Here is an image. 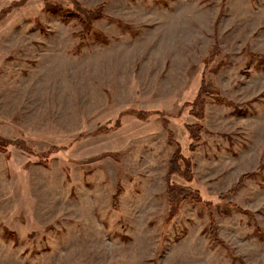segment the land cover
Instances as JSON below:
<instances>
[{"label":"rangeland","instance_id":"1","mask_svg":"<svg viewBox=\"0 0 264 264\" xmlns=\"http://www.w3.org/2000/svg\"><path fill=\"white\" fill-rule=\"evenodd\" d=\"M0 142V264H264V0H0Z\"/></svg>","mask_w":264,"mask_h":264},{"label":"trees","instance_id":"2","mask_svg":"<svg viewBox=\"0 0 264 264\" xmlns=\"http://www.w3.org/2000/svg\"><path fill=\"white\" fill-rule=\"evenodd\" d=\"M105 5L100 4L96 6L93 10L85 11L84 18L81 17V15L78 12H72L69 15L71 17L79 18V20L82 22L84 30L86 31H92V24L94 21L101 19L104 17V10ZM45 10L50 13H58L64 11V9L60 5H48V3L45 6ZM203 90L201 92L211 94L212 92H218V90L212 86L210 82H208L205 86L202 87ZM210 90V91H209ZM217 102H221V97L215 98ZM198 103V111H195V107L191 110V113L193 116L198 117L199 119L203 118V105L204 101L198 96L197 98ZM139 118H145L143 115H139ZM187 130L189 131L190 137L193 142L196 140H199L200 138V125L198 124H188ZM0 142V149H3L4 146H2ZM192 148L196 147L193 144H191ZM184 166V167H182ZM263 165L258 168V170L263 169ZM178 175L180 177H183L186 179L187 182L192 181L193 179V172L191 169V161L190 158H186L181 153V149L179 146H177L175 152L172 155V158L169 162V169H168V176ZM253 175L251 173L245 174L244 176ZM241 181V180H240ZM241 183V182H240ZM237 184L236 186H238ZM233 192V190H230L225 195H230ZM122 193V190H119L115 194V201L117 202L118 198L120 197ZM166 193L168 196V205H169V212L168 217L171 219L178 211L180 203H201L203 202V199L199 192L197 190L192 189L189 186H183L179 185L175 182H168ZM211 236L216 241H221V238L218 237V231L216 230L215 224L212 223L211 225Z\"/></svg>","mask_w":264,"mask_h":264}]
</instances>
